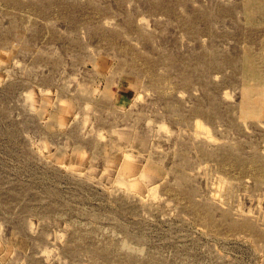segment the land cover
Wrapping results in <instances>:
<instances>
[{
  "label": "rangeland",
  "instance_id": "1",
  "mask_svg": "<svg viewBox=\"0 0 264 264\" xmlns=\"http://www.w3.org/2000/svg\"><path fill=\"white\" fill-rule=\"evenodd\" d=\"M0 264H264V0H0Z\"/></svg>",
  "mask_w": 264,
  "mask_h": 264
},
{
  "label": "bare ground",
  "instance_id": "2",
  "mask_svg": "<svg viewBox=\"0 0 264 264\" xmlns=\"http://www.w3.org/2000/svg\"><path fill=\"white\" fill-rule=\"evenodd\" d=\"M80 157V156H79ZM81 158H82V156H81ZM110 165V164H109ZM108 166V165H107ZM109 168V167H108ZM125 171V170H124Z\"/></svg>",
  "mask_w": 264,
  "mask_h": 264
}]
</instances>
